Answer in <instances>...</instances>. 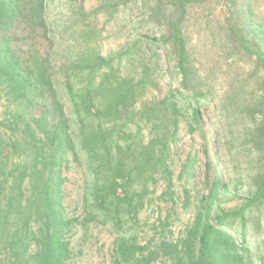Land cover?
I'll return each mask as SVG.
<instances>
[{
  "label": "trees",
  "instance_id": "trees-1",
  "mask_svg": "<svg viewBox=\"0 0 264 264\" xmlns=\"http://www.w3.org/2000/svg\"><path fill=\"white\" fill-rule=\"evenodd\" d=\"M53 1L0 0V264H72L68 235L76 223L97 222L120 234L137 222L148 184L160 178L170 184L167 162L181 122L188 121L190 133L204 131L210 104L226 149L259 165L252 172L255 192L240 208L214 212V188L183 236L154 244L118 236L114 257L117 264L162 258L171 264H264L262 250L250 247L255 240L248 238L245 216L246 208L264 205V0H141L139 23L154 30L145 31L147 39L153 35L151 45L160 35L180 88L139 110L138 100L159 73L157 47L150 45L148 55L135 45L104 57L83 19L90 14L73 9L58 26L49 21ZM120 5L128 2L104 0L94 13H114ZM192 22L203 35L195 44ZM206 41L235 63L219 95L209 83L213 68L204 73L195 64ZM134 49L140 70L134 65L125 73L122 60L132 63ZM136 119L150 124L147 142L131 128ZM70 155L86 164L82 213L74 216L65 203ZM236 217L240 230L233 226Z\"/></svg>",
  "mask_w": 264,
  "mask_h": 264
},
{
  "label": "rangeland",
  "instance_id": "rangeland-1",
  "mask_svg": "<svg viewBox=\"0 0 264 264\" xmlns=\"http://www.w3.org/2000/svg\"><path fill=\"white\" fill-rule=\"evenodd\" d=\"M126 1L128 7L120 5L114 13L103 11L94 13L104 5V0H81L75 5L69 0H54L49 6V21L51 23L57 21L59 26L72 17L73 9L81 8L90 14L83 19L95 31L98 40L93 46L99 49L102 56L116 57L135 45L136 50L142 49L148 55L153 35L147 39L145 31L153 33L154 30L139 23L144 19L139 8L141 0ZM197 24L192 22L188 29L194 44L199 43L203 37ZM156 36L158 41L154 42L151 48L156 46L160 54L159 73L155 75V85L148 87L138 100L136 105L138 110L145 103L164 99L170 88H180L177 85L179 79L173 74L175 62L167 56L160 35ZM135 49L132 50L133 55H130L133 57L132 63L127 62L126 58L122 60V71L125 73L130 72L134 65L136 68L134 70H140L141 61ZM212 51L211 48L209 50L208 41L199 45L195 64L202 69L200 72L204 73L213 68L214 74L209 76V83L215 85L219 95L228 85L233 74L231 64L235 63ZM248 62L250 64V60ZM241 63L244 66L245 62ZM56 78L60 83L61 77ZM62 94L63 91L60 92L61 97ZM63 100L67 104L66 98ZM2 106L3 103H0V108ZM66 108L71 116L70 105L67 104ZM136 121L137 123L131 125L132 130L136 132L140 129V136L147 142L150 124L145 120ZM219 122L214 104L207 105L204 109V131L190 133L188 121L181 122L178 140L170 146V157L167 162L172 172L170 184L167 185L163 178L157 183L148 184L149 193L138 212L137 222L130 221L128 227L120 234L109 225L97 222L86 225L76 223L68 235L73 252L72 264H117L114 254L118 236L126 238L136 236L141 244L180 238L194 223L201 203L208 199L211 193L213 194L214 188L217 194V198L213 199L214 212L219 208L223 211L235 210L246 204L248 198L255 192L252 172L259 165L254 161L250 166L246 163V157L241 156L239 152L231 153L226 149L219 137V127L214 126L215 123L219 125ZM82 158L80 155V161L77 162L70 155L71 168L67 171L68 181L65 187V203L69 216L82 213L81 195L86 171V164ZM136 188L140 191L142 187L138 185ZM214 214L212 218H215ZM245 216L248 238L255 240L250 243V247L254 251L260 248L264 254V205L246 208ZM233 226L241 229L240 217L235 218ZM234 234L239 236L237 233ZM154 264H171V261L162 258Z\"/></svg>",
  "mask_w": 264,
  "mask_h": 264
}]
</instances>
